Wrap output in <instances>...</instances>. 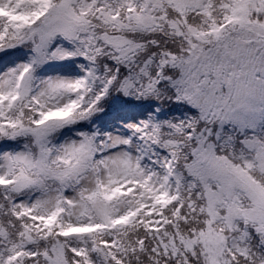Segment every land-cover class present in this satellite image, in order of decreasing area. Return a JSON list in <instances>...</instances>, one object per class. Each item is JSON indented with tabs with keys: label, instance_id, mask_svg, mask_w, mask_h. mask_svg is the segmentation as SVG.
I'll return each instance as SVG.
<instances>
[{
	"label": "snow or ice",
	"instance_id": "1",
	"mask_svg": "<svg viewBox=\"0 0 264 264\" xmlns=\"http://www.w3.org/2000/svg\"><path fill=\"white\" fill-rule=\"evenodd\" d=\"M0 264H264V0H0Z\"/></svg>",
	"mask_w": 264,
	"mask_h": 264
}]
</instances>
